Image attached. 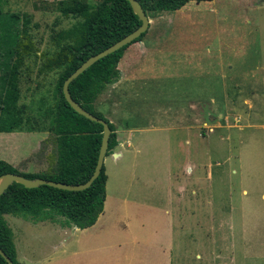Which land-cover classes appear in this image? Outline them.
<instances>
[{"label": "rangeland", "instance_id": "1", "mask_svg": "<svg viewBox=\"0 0 264 264\" xmlns=\"http://www.w3.org/2000/svg\"><path fill=\"white\" fill-rule=\"evenodd\" d=\"M59 1H1L4 12L31 21L19 101L30 122L0 133V161L28 174L57 167L47 110L63 70L41 71L66 44L57 36L82 21L64 17ZM143 39L155 49L142 65L137 111L125 115L140 153L123 163L108 156L109 207L118 212L124 198L161 211L128 209L145 264H264V0L190 2L151 19ZM107 111L100 113L109 120ZM5 218L21 258L44 250L42 226Z\"/></svg>", "mask_w": 264, "mask_h": 264}, {"label": "trees", "instance_id": "2", "mask_svg": "<svg viewBox=\"0 0 264 264\" xmlns=\"http://www.w3.org/2000/svg\"><path fill=\"white\" fill-rule=\"evenodd\" d=\"M0 0V133H13L26 126V106H20V78L26 56L33 52L30 43V19L20 13L4 12ZM151 20L166 12H176L190 2L213 0H137ZM58 11L64 17L82 19L73 28L57 37L62 49L56 57L48 58L42 73L62 69L57 84V102L50 116L51 132L55 136L57 167L48 174L21 173L11 164L0 161V180L15 173L35 180L43 178L71 185L85 184L93 175L103 140L104 127L77 113L67 102L63 87L68 77L86 60L97 55L142 25L127 0H100L92 4L88 0H61ZM148 32V31H147ZM119 51L99 60L69 86L72 98L87 111L107 121L112 130L107 157L118 146L116 126L102 113L95 110L97 99L119 77L118 66L125 51L140 42L145 35ZM28 41V42H26ZM37 130L29 127L30 131ZM108 175L106 166L92 186L82 191L60 190L47 185L27 188L14 182L0 196V247L13 260L17 257L13 230L5 216L11 215L35 222L62 218L67 225L85 230L94 226L104 213L107 198ZM0 264L8 262L0 255Z\"/></svg>", "mask_w": 264, "mask_h": 264}, {"label": "crops", "instance_id": "3", "mask_svg": "<svg viewBox=\"0 0 264 264\" xmlns=\"http://www.w3.org/2000/svg\"><path fill=\"white\" fill-rule=\"evenodd\" d=\"M154 49L147 46L145 39L131 45L121 60L124 63L120 62L118 66L120 77L104 91L95 103V108L100 109L99 112L101 109H108L107 114L112 117L109 121L116 126L119 144L113 150L112 156L117 162L122 161L123 163V161H128L132 155L140 153L134 141V134L138 130L125 125V120H127L125 115L129 116L137 111L135 107H132L137 96L136 86L145 85L146 71L142 65ZM107 160L108 157L105 166ZM18 171L21 170L18 169ZM110 201L116 202L107 196L104 213L94 226L85 230L67 225L62 218L43 222L30 220L37 228L38 226L44 228V232L39 233L37 238L44 239L45 243L40 245H44L45 248L37 250L40 254L29 260L21 258L17 251L19 262L21 264H25V261L31 264H145V259L147 262L149 257L148 250L145 256L144 238L139 237L138 233L130 228L132 216L128 209L131 206L143 210L147 208L152 209L154 214L161 211L123 198L117 200L118 204H114L119 205L115 208L118 212H114L113 208L109 207ZM38 242L41 241L38 240Z\"/></svg>", "mask_w": 264, "mask_h": 264}, {"label": "water", "instance_id": "4", "mask_svg": "<svg viewBox=\"0 0 264 264\" xmlns=\"http://www.w3.org/2000/svg\"><path fill=\"white\" fill-rule=\"evenodd\" d=\"M134 11V13L139 17V19L142 21V25L136 29L131 34L127 35L120 41L116 42L112 46L108 47L104 51L98 53L97 55H94L90 57L88 60H86L73 74H71L68 79L64 83L63 92L65 95V98L67 102L71 105V107L80 115L86 117L87 119L100 123L104 127V133H103V140L102 145L100 148L99 158L98 162L95 168V171L91 178L85 183V184H79V185H71L67 183L62 182H56L52 180H47L43 178H37L35 180L26 178L22 175L11 173L6 175L0 180V196H2L5 191L14 183H20L24 185L27 188H37L42 185H47L50 187H54L60 190H66V191H82L85 189H88L92 186L94 181L99 178L103 167L105 166V161L107 158V153L109 149V142H110V136L112 133V130L110 128V125L107 121L95 116L91 112L87 111L85 108H83L79 103H77L71 96V93L69 91L70 84L77 79L80 75H82L87 69H89L91 66H93L96 62L99 60L107 57L110 54H113L123 47L133 43L135 40H137L139 37H141L144 33H146L150 29L151 20L148 18L145 10L143 9V6L141 3L137 0H127ZM0 255L8 262V264H14L13 260L3 251V249L0 247Z\"/></svg>", "mask_w": 264, "mask_h": 264}]
</instances>
